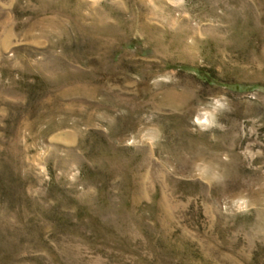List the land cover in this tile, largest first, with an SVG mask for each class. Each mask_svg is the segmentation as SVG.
<instances>
[{
  "label": "rangeland",
  "instance_id": "1",
  "mask_svg": "<svg viewBox=\"0 0 264 264\" xmlns=\"http://www.w3.org/2000/svg\"><path fill=\"white\" fill-rule=\"evenodd\" d=\"M0 264H264V0H0Z\"/></svg>",
  "mask_w": 264,
  "mask_h": 264
},
{
  "label": "trees",
  "instance_id": "2",
  "mask_svg": "<svg viewBox=\"0 0 264 264\" xmlns=\"http://www.w3.org/2000/svg\"><path fill=\"white\" fill-rule=\"evenodd\" d=\"M201 70V71H200ZM199 72L203 76V79L208 83L216 82L217 79L209 72L203 69H199Z\"/></svg>",
  "mask_w": 264,
  "mask_h": 264
}]
</instances>
